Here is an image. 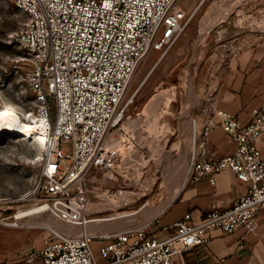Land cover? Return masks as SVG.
<instances>
[{"label": "built area", "instance_id": "1", "mask_svg": "<svg viewBox=\"0 0 264 264\" xmlns=\"http://www.w3.org/2000/svg\"><path fill=\"white\" fill-rule=\"evenodd\" d=\"M12 1L24 16L15 38L28 65L26 79L36 106L32 113L48 125L39 176L13 201H40L34 207H45L37 213L52 214L70 231L45 227L41 247L0 264H39L38 258L40 264H180L179 255L206 244L214 230H259L264 107L252 109L246 121L227 111L219 119L210 117L192 151L185 181L209 177L214 183L215 174L228 168L248 182V192L230 206L212 205L200 222L186 213L166 237L156 236L150 222L113 232L89 231L101 214L114 211L93 209L94 204L118 200L125 190L103 182L139 154L123 111L117 112L127 85L148 51L163 48L177 35L185 12L177 0ZM218 126L236 147L225 155H208L209 133ZM67 144L70 150L64 148Z\"/></svg>", "mask_w": 264, "mask_h": 264}, {"label": "rangeland", "instance_id": "2", "mask_svg": "<svg viewBox=\"0 0 264 264\" xmlns=\"http://www.w3.org/2000/svg\"><path fill=\"white\" fill-rule=\"evenodd\" d=\"M176 6L185 12L177 35L163 48L150 49L140 60L117 111H123L124 125L134 134L139 154L103 184L112 186V190L123 187L134 193V201L118 210H140L127 226L145 221L146 208H159L174 193L178 174L182 180V169L188 167L193 139L197 144L199 141V127L193 129L192 120H199L203 111L211 110L233 56L246 47L264 45V0H177ZM23 19L12 0H0V107L12 104L22 116L36 108L26 79L28 65L15 38ZM51 108L54 117V102ZM44 148L37 142L13 137L0 143V227L23 233L32 248L43 243L47 229L25 222L56 220L52 214L28 215L19 219L17 226L3 222L14 219L17 210L28 208L24 204L7 207L20 204L14 198L39 176ZM64 148L71 147L67 144ZM18 166L25 167L27 175H20ZM172 167L177 169L174 176ZM98 209L104 210V206ZM96 246L94 242L98 252Z\"/></svg>", "mask_w": 264, "mask_h": 264}, {"label": "crops", "instance_id": "3", "mask_svg": "<svg viewBox=\"0 0 264 264\" xmlns=\"http://www.w3.org/2000/svg\"><path fill=\"white\" fill-rule=\"evenodd\" d=\"M258 107H264V45L246 47L233 56L226 81L214 98L211 110L203 111L202 117L196 119L198 133L208 123L210 117L221 118L222 111L231 112L241 121H246L251 110ZM259 146L264 156V135L260 137ZM235 147L236 144L220 126L210 131L208 155L212 153L216 156L225 155L231 153ZM16 168L20 175H27L25 167ZM248 189V182L240 180L235 172L228 168L215 174L214 183L209 177H203L198 181L192 179L185 181L184 178L177 196L149 221L150 227L156 236L166 237L174 230L172 223L186 213H191L192 222H200L212 205L228 207L235 199L245 195ZM17 225L20 224L14 226ZM42 245L43 243L36 247ZM31 248L32 243L26 241L23 233L7 226L0 227V261L19 257L24 250ZM179 263L264 264V208L260 213V227L256 233H245L244 228L236 229L229 234L214 230L209 234V241L206 244L183 251L179 255Z\"/></svg>", "mask_w": 264, "mask_h": 264}, {"label": "bare ground", "instance_id": "4", "mask_svg": "<svg viewBox=\"0 0 264 264\" xmlns=\"http://www.w3.org/2000/svg\"><path fill=\"white\" fill-rule=\"evenodd\" d=\"M27 114L22 116L20 111L16 107H14L12 104H5L0 107V143H4L8 137H13V138H19L22 140L25 139L26 141H31V142L35 141L37 142V145L39 147L45 146L44 141L47 138L46 131L48 130L47 121L43 117L34 119L35 114H33L32 112L29 113L28 115ZM192 126H193V129L194 127L197 128L196 120H192ZM196 142L197 141L196 140L194 141L193 139V145H192L193 149L196 146ZM181 159H184V158H181ZM182 170H184L182 174L183 175L182 180H180V173H179L178 174L179 176L176 179L177 184L175 185V190L172 196L167 201H165L159 208H156V209L146 208V211H147L146 213H148L147 219L146 220L144 219L145 221L141 222L138 225H144L147 222L151 221L156 215H158L161 211H163L172 202L175 196H177V194L179 193L183 185V181L186 175L187 168L185 167V169H182ZM170 171H171L172 176H174V174L177 173L176 172L177 169H175L174 167L170 168ZM132 197H135L134 193L130 191V189H127L125 191L124 190L121 191L120 197L118 200L109 197L105 199L103 204L102 203L94 204L93 209H98L99 206H104V209L113 208L115 212L114 214L101 215L100 221L92 222L91 224L88 225V230L91 232H97V231L113 232V231H118V230L128 228L130 225L129 226L127 225L136 219L137 214L140 213L139 212L140 210L129 211V212H126V211L123 212L124 210L123 211H118V210L119 208L126 206V204L129 205L131 201H134L132 200ZM44 207L45 205L43 206L41 205L38 207H32V208H28L24 210H19L18 212L14 214V219L8 220L5 222L16 225L17 223H19L18 222L19 219L24 218L28 215L31 216V214L37 213L39 210L43 209ZM25 223H27L30 226H37V227L52 226V227H55L61 230L70 231L69 225L58 219L52 220V218H48L42 221L39 220V221H31V222H25Z\"/></svg>", "mask_w": 264, "mask_h": 264}, {"label": "water", "instance_id": "5", "mask_svg": "<svg viewBox=\"0 0 264 264\" xmlns=\"http://www.w3.org/2000/svg\"><path fill=\"white\" fill-rule=\"evenodd\" d=\"M15 202H17V201H15ZM17 203H20V204H17V206L10 205L7 208H19L20 205H23V204L28 205V208H32V207L36 206L37 204H39L40 201H27V202H17ZM0 208H3V207H0ZM4 208L6 209V207H4ZM17 211H19V210H17Z\"/></svg>", "mask_w": 264, "mask_h": 264}]
</instances>
